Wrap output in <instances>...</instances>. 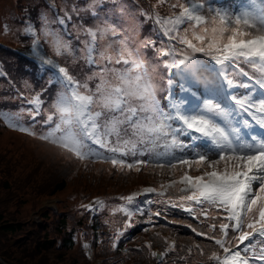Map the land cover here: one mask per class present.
I'll return each instance as SVG.
<instances>
[{"label":"snow or ice","instance_id":"snow-or-ice-1","mask_svg":"<svg viewBox=\"0 0 264 264\" xmlns=\"http://www.w3.org/2000/svg\"><path fill=\"white\" fill-rule=\"evenodd\" d=\"M165 4L170 15L155 13V23L166 38L157 53L170 73L167 96L158 97L144 63L124 42L101 46L109 33L118 35L115 27L86 29L88 39L77 48L61 30L71 17H56V28L42 18L39 26L26 21L20 34L30 38V51L49 73V86L59 85V91L50 97L46 115L42 90L22 109L30 117L27 124L17 113L0 112V119L85 167L100 163L121 174L152 169L172 177L159 188L118 198L121 203L110 214L124 219L113 249L136 226L137 216L153 223L167 220V209H173L205 228L184 225L211 242L208 253L195 242L189 255L195 250L206 256L205 264H264V0H242L237 7L157 0L154 7ZM0 31L10 29L0 25ZM44 44L53 56L44 53ZM149 45L155 47L153 41ZM56 57L83 60L90 75L82 81ZM176 77L179 92L173 87ZM201 83L207 84L203 90ZM140 197L144 200L137 203ZM83 207L98 212L106 205L96 200ZM165 243L164 252L151 255L175 251V241Z\"/></svg>","mask_w":264,"mask_h":264},{"label":"rangeland","instance_id":"rangeland-1","mask_svg":"<svg viewBox=\"0 0 264 264\" xmlns=\"http://www.w3.org/2000/svg\"><path fill=\"white\" fill-rule=\"evenodd\" d=\"M209 2L223 7H237L242 0ZM156 3L157 0H0V25L10 29L9 32L0 31V45L11 47L25 55L29 53L35 58L29 50L30 38H21L23 35L20 34V29L26 21L39 26L42 18H47L51 27L56 28V17H71L61 30L70 33L71 41L77 48L83 47V41L88 39L86 29L98 30L113 26L118 35L114 37L109 33L104 41H100L101 46L114 42V47H119L120 42H124L144 63L146 71L152 76L158 97H165L170 73L165 70L157 48L164 46L166 38L162 37L160 27L155 23V13L168 16L170 12L166 4L154 7ZM29 8L33 10L30 11ZM148 41H153L155 47L145 46ZM43 51L47 56H53L47 44L43 45ZM55 59L82 81L90 75V66L85 65L83 60L73 63L70 57ZM25 62L19 56L6 53L4 49L0 51V112L20 114L22 122L27 124L30 117L22 111L28 107L27 101L46 90L42 96L46 115L51 107L50 97H55L59 85L50 87L49 73L38 78L43 72L42 67L39 64L29 67ZM179 79L176 77L174 83L177 92ZM207 80L210 84L212 78L208 77ZM205 87L207 84H200L201 90ZM34 127L37 131H42L39 125ZM156 171L158 170L145 169L141 173L121 174L111 170L106 164L91 163L85 167L83 162L63 154L54 146L9 128L0 119V193L5 192L11 196L12 191L23 196L26 202L40 197L41 203L43 197L53 193L54 196L48 198L45 204L54 206L58 195L66 203L73 204L78 200V193H86L89 189L97 194L102 192L104 197L114 195L119 198L137 192L139 187H157L172 178L167 174L157 175ZM170 191V195H178L173 190ZM96 200L98 199L91 202ZM26 202L22 209L29 204ZM35 213L38 214L34 211L31 216H35ZM108 217L113 215L109 214Z\"/></svg>","mask_w":264,"mask_h":264},{"label":"trees","instance_id":"trees-1","mask_svg":"<svg viewBox=\"0 0 264 264\" xmlns=\"http://www.w3.org/2000/svg\"><path fill=\"white\" fill-rule=\"evenodd\" d=\"M2 49L19 56L29 67L38 65L35 60L11 47L0 45V51ZM247 70L251 72V69ZM43 75H46L45 71L37 77ZM165 91L167 93V88ZM3 190L7 191L6 188ZM10 192L11 196L5 192L0 193V264H95L96 257L101 258L100 264H205L206 256H199L195 250L189 255L187 250L197 241L206 253L212 250L211 242L203 237H196L184 225L192 223L199 230L206 229L173 209H167V220L159 218L153 223H147L146 216H137L136 226L125 231L118 248L113 249L111 245L115 230L117 227L123 229L124 219L121 214L108 217V211L121 203L116 196H103L102 201L106 207L103 211L91 214L83 206L87 205V199L97 194L92 189L86 190V193H78V200L73 204L66 203L62 197L57 210L49 206L39 207L40 197L26 202L23 196ZM52 195L54 194L47 197ZM24 201L29 204L22 209ZM150 207L164 211V206L160 204H152ZM32 211L39 212V222L31 217ZM169 220L179 223H168ZM171 237L175 241V251L168 252L158 261L151 253L154 249L164 252L167 248L165 240L169 242ZM82 240L90 242L91 257L85 253ZM180 257L185 259L181 260Z\"/></svg>","mask_w":264,"mask_h":264},{"label":"water","instance_id":"water-1","mask_svg":"<svg viewBox=\"0 0 264 264\" xmlns=\"http://www.w3.org/2000/svg\"><path fill=\"white\" fill-rule=\"evenodd\" d=\"M38 61V60H37Z\"/></svg>","mask_w":264,"mask_h":264}]
</instances>
